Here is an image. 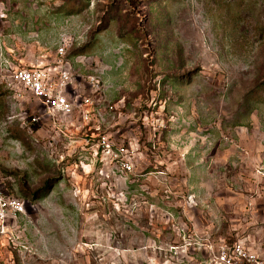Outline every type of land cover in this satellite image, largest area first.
Returning a JSON list of instances; mask_svg holds the SVG:
<instances>
[{"label": "rangeland", "instance_id": "obj_1", "mask_svg": "<svg viewBox=\"0 0 264 264\" xmlns=\"http://www.w3.org/2000/svg\"><path fill=\"white\" fill-rule=\"evenodd\" d=\"M59 45L95 102L64 136L0 75V187L25 205L0 264H215L238 240L264 254V0H0V59Z\"/></svg>", "mask_w": 264, "mask_h": 264}, {"label": "built area", "instance_id": "obj_2", "mask_svg": "<svg viewBox=\"0 0 264 264\" xmlns=\"http://www.w3.org/2000/svg\"><path fill=\"white\" fill-rule=\"evenodd\" d=\"M64 55V45H59L50 58L47 54L41 55L36 63L25 64L21 60L15 62L9 57H3L0 59V75L6 89L14 96L23 92L33 97L42 109V116H48L53 128L67 136V131L61 128V120L68 119L78 112L80 119L86 124L95 101L82 94L80 83L73 82L71 64ZM86 81L96 86L97 80L94 76H88ZM38 123L37 115L22 119V124L28 127ZM71 124L77 129L74 122ZM98 146L108 151H111L112 147L104 136L100 137ZM126 167L129 169L128 165ZM191 201L192 197L189 196L188 204ZM24 213L23 201L0 187V237L12 240V231L4 224V220ZM214 259L215 264H264V254L252 251L241 240L222 242L215 252Z\"/></svg>", "mask_w": 264, "mask_h": 264}, {"label": "trees", "instance_id": "obj_3", "mask_svg": "<svg viewBox=\"0 0 264 264\" xmlns=\"http://www.w3.org/2000/svg\"><path fill=\"white\" fill-rule=\"evenodd\" d=\"M88 46V43H85V45H83V46H81V47H78V49H76L75 51H74V53H73V55H82V54H84V52H85V49H86V47Z\"/></svg>", "mask_w": 264, "mask_h": 264}, {"label": "crops", "instance_id": "obj_4", "mask_svg": "<svg viewBox=\"0 0 264 264\" xmlns=\"http://www.w3.org/2000/svg\"><path fill=\"white\" fill-rule=\"evenodd\" d=\"M242 241V240H241ZM222 242H224V241H222ZM243 242V241H242ZM244 243V242H243ZM248 247V246H247ZM249 249H252L251 247H248ZM260 254H263V253H260Z\"/></svg>", "mask_w": 264, "mask_h": 264}]
</instances>
